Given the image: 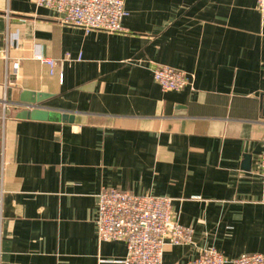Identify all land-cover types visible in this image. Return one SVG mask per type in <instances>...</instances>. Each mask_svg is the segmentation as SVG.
<instances>
[{"label":"crops","instance_id":"obj_1","mask_svg":"<svg viewBox=\"0 0 264 264\" xmlns=\"http://www.w3.org/2000/svg\"><path fill=\"white\" fill-rule=\"evenodd\" d=\"M125 2L124 31L107 33L0 0V264H123L126 243L97 235L106 188L173 199L194 243L168 245L162 264L264 255L257 0ZM163 65L190 84L164 91Z\"/></svg>","mask_w":264,"mask_h":264},{"label":"built area","instance_id":"obj_2","mask_svg":"<svg viewBox=\"0 0 264 264\" xmlns=\"http://www.w3.org/2000/svg\"><path fill=\"white\" fill-rule=\"evenodd\" d=\"M36 4L56 13L61 24L86 32H123L122 21L129 15L125 0H36ZM257 5L264 23V0H257ZM35 59L49 65L52 71L56 65L41 54L35 55ZM153 74L164 91H180L190 84L186 73L170 66H157ZM258 174L264 185V150L259 158ZM96 223L99 241L126 243L123 264H162L168 245L194 243V229L174 219L173 199L168 196L135 195L106 188L99 194ZM1 238L0 230V245ZM188 264H264V255L252 253L228 258L216 248H210Z\"/></svg>","mask_w":264,"mask_h":264},{"label":"water","instance_id":"obj_3","mask_svg":"<svg viewBox=\"0 0 264 264\" xmlns=\"http://www.w3.org/2000/svg\"><path fill=\"white\" fill-rule=\"evenodd\" d=\"M27 115L32 119L47 120L50 116V113L45 109L35 108L27 112Z\"/></svg>","mask_w":264,"mask_h":264}]
</instances>
